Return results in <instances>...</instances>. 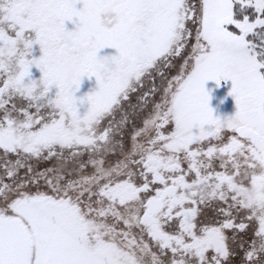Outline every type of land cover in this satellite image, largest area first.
<instances>
[{
	"label": "snow or ice",
	"instance_id": "obj_1",
	"mask_svg": "<svg viewBox=\"0 0 264 264\" xmlns=\"http://www.w3.org/2000/svg\"><path fill=\"white\" fill-rule=\"evenodd\" d=\"M0 264H264V0H0Z\"/></svg>",
	"mask_w": 264,
	"mask_h": 264
},
{
	"label": "rangeland",
	"instance_id": "obj_2",
	"mask_svg": "<svg viewBox=\"0 0 264 264\" xmlns=\"http://www.w3.org/2000/svg\"><path fill=\"white\" fill-rule=\"evenodd\" d=\"M206 88L211 90L210 106L215 110L214 114L221 117L234 114L235 102L233 97L228 95L231 88V81H222L217 87L215 81H208Z\"/></svg>",
	"mask_w": 264,
	"mask_h": 264
},
{
	"label": "flooded vegetation",
	"instance_id": "obj_3",
	"mask_svg": "<svg viewBox=\"0 0 264 264\" xmlns=\"http://www.w3.org/2000/svg\"><path fill=\"white\" fill-rule=\"evenodd\" d=\"M81 5H78V7H80ZM68 27L71 29L74 27V25H72L71 23L68 24ZM39 53L37 52V55ZM102 54H115V50L114 49H105V50H102ZM97 85H96V81H95V78H91L90 80L85 77L83 79V82H82V85H81V89L80 91L77 93V96H82L84 95L85 93H87L89 90L91 89H94L96 88ZM86 104H85V108H86Z\"/></svg>",
	"mask_w": 264,
	"mask_h": 264
},
{
	"label": "clouds",
	"instance_id": "obj_4",
	"mask_svg": "<svg viewBox=\"0 0 264 264\" xmlns=\"http://www.w3.org/2000/svg\"><path fill=\"white\" fill-rule=\"evenodd\" d=\"M109 67H110V65H106L105 70L107 71Z\"/></svg>",
	"mask_w": 264,
	"mask_h": 264
}]
</instances>
